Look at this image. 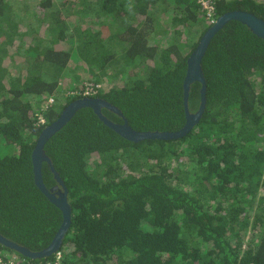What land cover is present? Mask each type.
I'll list each match as a JSON object with an SVG mask.
<instances>
[{
  "label": "trees",
  "instance_id": "trees-1",
  "mask_svg": "<svg viewBox=\"0 0 264 264\" xmlns=\"http://www.w3.org/2000/svg\"><path fill=\"white\" fill-rule=\"evenodd\" d=\"M231 12L264 22V0H215V21ZM202 14L194 0H0V236L37 253L59 230L31 154L85 83L136 132L183 128L186 62L212 26ZM202 71L205 109L181 139L133 144L83 108L47 142L71 209L62 264H264V42L228 22Z\"/></svg>",
  "mask_w": 264,
  "mask_h": 264
},
{
  "label": "water",
  "instance_id": "water-1",
  "mask_svg": "<svg viewBox=\"0 0 264 264\" xmlns=\"http://www.w3.org/2000/svg\"><path fill=\"white\" fill-rule=\"evenodd\" d=\"M235 21L243 26H245L254 36L261 39L264 42V22L257 18L256 16L243 13V12H231L219 17L214 24L209 28L205 34L199 39L197 46L194 51L188 56L186 62V73L183 81V108L185 114V124L182 129L175 133L168 132H145L139 133L133 130L124 119L121 112L107 103L106 101L98 98H81L70 104H68L60 113L59 117L50 125L45 127L37 138L35 147L31 154V162L33 167V180L36 188L46 197V199L56 207L62 215V223L57 231L55 237L53 238L51 244L41 252L33 253L25 248H22L2 236H0V246L13 251L22 257L29 259L31 261H38L42 259L50 258L51 256L57 254L62 246V241L67 234L70 224H71V209L67 200V191L64 187L63 182L60 180L59 176L55 172L51 161L45 154V146L47 142L53 137L57 132H59L67 123H69L76 113L83 109L88 108L93 111L98 120L106 126L108 129L112 130L122 139L137 144L143 141H172L181 139L187 136L193 128L200 121L202 114L205 109V92L206 83L202 71V60L206 54L209 44L214 37V35L228 22ZM199 84L200 89V105L195 113H191L188 108V98L190 93V88L193 84ZM103 110H106L122 121L121 124L114 123L110 121L107 117L103 115ZM46 164L54 176L57 183L53 188L47 189L42 180V165Z\"/></svg>",
  "mask_w": 264,
  "mask_h": 264
},
{
  "label": "built area",
  "instance_id": "built-area-1",
  "mask_svg": "<svg viewBox=\"0 0 264 264\" xmlns=\"http://www.w3.org/2000/svg\"><path fill=\"white\" fill-rule=\"evenodd\" d=\"M194 1L201 8V11L205 16L204 18L210 21L211 24L214 23V18H213L215 14L214 0H194ZM100 90H101V85L89 83L84 85V90L82 93L72 92L71 95L81 96L82 98H87V97L93 98L98 94ZM52 104H53V100L52 99L48 100L46 108L50 107ZM39 124L41 125L44 124V120L41 117H39ZM62 259L63 257L61 254H56L50 259V261L44 264H62ZM0 264H25V263H22L21 261L15 258L5 259L0 255Z\"/></svg>",
  "mask_w": 264,
  "mask_h": 264
},
{
  "label": "clouds",
  "instance_id": "clouds-1",
  "mask_svg": "<svg viewBox=\"0 0 264 264\" xmlns=\"http://www.w3.org/2000/svg\"><path fill=\"white\" fill-rule=\"evenodd\" d=\"M196 3V2H195ZM200 8V7H199ZM214 8H215V0H214ZM200 10H201V8H200ZM203 15V14H202ZM214 22H215V20H214ZM211 24V23H210ZM214 23H212V25H213ZM94 84V83H93Z\"/></svg>",
  "mask_w": 264,
  "mask_h": 264
},
{
  "label": "rangeland",
  "instance_id": "rangeland-1",
  "mask_svg": "<svg viewBox=\"0 0 264 264\" xmlns=\"http://www.w3.org/2000/svg\"><path fill=\"white\" fill-rule=\"evenodd\" d=\"M55 1L58 2L59 0H55ZM61 1H62V0H61ZM89 83H93V82H90V81H89V82H87V83H85V84H89ZM85 84H84V85H85ZM99 85H100V84H99ZM53 102H54V101H53Z\"/></svg>",
  "mask_w": 264,
  "mask_h": 264
},
{
  "label": "flooded vegetation",
  "instance_id": "flooded-vegetation-1",
  "mask_svg": "<svg viewBox=\"0 0 264 264\" xmlns=\"http://www.w3.org/2000/svg\"><path fill=\"white\" fill-rule=\"evenodd\" d=\"M99 99V98H98ZM106 111V110H105ZM118 124V123H117Z\"/></svg>",
  "mask_w": 264,
  "mask_h": 264
}]
</instances>
